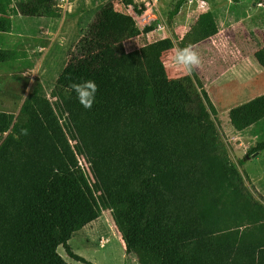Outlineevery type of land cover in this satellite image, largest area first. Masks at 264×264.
Instances as JSON below:
<instances>
[{"label":"trees","instance_id":"1","mask_svg":"<svg viewBox=\"0 0 264 264\" xmlns=\"http://www.w3.org/2000/svg\"><path fill=\"white\" fill-rule=\"evenodd\" d=\"M3 1L15 15L61 16L58 0ZM186 1L175 0L168 25ZM11 30V16L1 14L0 33ZM151 30L106 3L52 100L36 83L19 114L0 111V264H70L59 246L90 264L68 241L97 218L98 203L114 207L125 252L138 264H264V197L231 161L195 70L169 80L161 59L217 34L215 15L204 9L182 37L126 50V40ZM10 57L0 49V62ZM86 79L98 86L91 109L65 91ZM228 117L236 131L260 121L264 92L230 107ZM263 149L258 141L247 155Z\"/></svg>","mask_w":264,"mask_h":264},{"label":"rangeland","instance_id":"2","mask_svg":"<svg viewBox=\"0 0 264 264\" xmlns=\"http://www.w3.org/2000/svg\"><path fill=\"white\" fill-rule=\"evenodd\" d=\"M99 2L78 0L65 16L61 9L60 17L30 18L11 13V5L6 6L0 0V15L8 14L12 19L11 32L0 33V49L11 53L7 61L0 62V111L19 114L22 101L36 83L41 84L46 96L52 100L49 92L58 75L107 2L122 12H131L140 28L151 25L159 37L171 35L173 23L167 24V14L175 0H158L157 6L144 9L141 14L135 13L132 6L126 7L124 0L95 4ZM204 9L214 13L221 34L194 47L201 60L195 73L217 109L222 141L231 161L242 173L245 171L248 187L253 185L255 194L264 197V149L248 156L243 166L238 163V158L247 155L258 141L264 140V118L244 131H236L228 117L230 107L264 92V2L221 0L203 7L200 0H194L184 4L175 16L177 33H173L172 38L187 30ZM148 34H140L143 41L133 48L155 40L154 35ZM143 35L151 38L144 40ZM111 208L114 207L110 203H98L97 218L83 231L81 238H72L71 245L90 264H138L134 254L125 257L123 241L118 234L122 229L115 209ZM57 250L70 264H88L71 258L62 246Z\"/></svg>","mask_w":264,"mask_h":264},{"label":"clouds","instance_id":"3","mask_svg":"<svg viewBox=\"0 0 264 264\" xmlns=\"http://www.w3.org/2000/svg\"><path fill=\"white\" fill-rule=\"evenodd\" d=\"M87 2V0H86ZM174 62L186 72L191 73L201 63L200 55L191 45L180 48L176 51ZM98 86L93 79H86L79 82H73L65 89L70 96L75 92L78 102L85 108L91 109ZM22 134H27L26 129H22Z\"/></svg>","mask_w":264,"mask_h":264},{"label":"built area","instance_id":"4","mask_svg":"<svg viewBox=\"0 0 264 264\" xmlns=\"http://www.w3.org/2000/svg\"><path fill=\"white\" fill-rule=\"evenodd\" d=\"M77 1L78 0H58L57 5L60 8V10L62 9L64 11V16H65L66 13H67V10L70 9L72 4H76ZM84 1H85V3L90 2V0H87V2H86V0H84ZM106 1L107 0H100L99 3H95V4H104V3H106ZM193 1L194 0H187L186 3L188 2V3L191 4ZM200 1H201V6L204 7V6L207 5V3L205 1H203V0H200ZM215 1H221V0H215ZM227 1H232V0H227ZM107 3H109V2H107ZM132 3L138 4L139 6H143L144 9L147 10L149 7L152 9L153 7L157 6L158 5V0H132ZM132 3H130L128 5H125V4L124 5L126 7H130V6H132L131 5ZM130 8L133 10V7H130ZM87 9L88 8L82 10L81 12H83V11H85ZM75 10H76V8L73 11H75ZM143 11H142V13H143ZM81 12H79V13H81ZM161 59H162L163 66H164V69L166 71V74H167V77H168L169 80H174V79L180 78L181 76L186 74V71L184 72V69L179 67L174 62V55L171 54L169 52V50L166 53L163 54Z\"/></svg>","mask_w":264,"mask_h":264},{"label":"crops","instance_id":"5","mask_svg":"<svg viewBox=\"0 0 264 264\" xmlns=\"http://www.w3.org/2000/svg\"><path fill=\"white\" fill-rule=\"evenodd\" d=\"M228 2H232V1H228ZM207 3V2H206ZM211 3H217V1H213V2H211ZM185 4H190V3H186L185 2ZM5 5L6 6H10V4H8V3H6L5 2ZM127 11V10H126ZM9 12H10V10H9ZM129 14H131L132 16H133V14L130 12ZM50 18V17H49ZM216 18V17H215ZM148 20V19H147ZM147 20H145V21H147ZM217 20V19H216ZM176 20L174 19V21H173V24H172V30H170L171 31V35L170 36H163V37H159V35H158V33L156 32V31H153V30H151V31H149V32H147L146 34H148V33H155V34H157V35H155V34H148L147 36H153V38H155V40H157V39H160V38H164V37H173V33H177V30H176ZM218 22V21H217ZM148 23H151V21H148ZM219 24V23H218ZM153 29H154V27H153ZM187 30H185V31H183L180 35H177V37L178 36H180V37H182L183 36V34L186 32ZM141 34H144V33H141ZM221 34V29H220V27H219V32L217 33V34H215V35H213V37L214 36H219ZM141 35H138V36H136V37H134V38H131V39H128V40H126L125 42H124V45H125V48H126V50L128 51V49H130V51L131 50H133V49H135V48H137V47H135V48H133L134 46H137L141 41H143V40H140L141 39V37H140ZM147 36H145V35H143L142 37H146L144 40H146V39H149V38H151V37H147ZM179 37V38H180ZM157 38V39H156ZM209 38H212V36L211 37H209ZM155 40H153V41H155ZM206 40V39H205ZM204 40V41H205ZM129 42H132V43H130L129 45H127ZM152 42V41H151ZM201 42H203V41H201ZM201 42H199V43H197V44H195V45H193V47H196L198 44H200ZM150 43V42H149ZM147 44V43H146ZM143 45H145V44H143ZM142 46V45H141ZM138 47H140V46H138ZM133 48V49H132ZM179 48L177 47V46H175V48H173V49H171V50H169V52L171 53V54H173L174 56H175V53H176V51L178 50ZM195 71H197V68H195ZM187 73V72H186ZM197 73V72H196ZM2 112H5V111H2ZM10 113H12V112H10ZM113 207V206H112ZM112 210H114V208H111ZM94 221V220H93ZM92 221V222H93ZM92 222H90V223H88L87 225H85L83 228H81L80 230H78V231H75L73 234H72V236H71V238L69 239V241H68V243H69V245H70V247H71V249L74 251V252H76L74 249H73V247H72V245H71V241H72V238L75 236V237H77L78 239L79 238H81L82 236H83V231L87 228V227H89L90 225H91V223ZM121 227V226H120ZM116 230V229H115ZM118 234L119 235H121V239H122V231H119L118 232ZM103 242H104V240H102ZM124 245V244H123ZM58 249V248H57ZM58 251V250H57ZM124 251H125V249H124ZM77 253V252H76ZM126 253V252H125ZM78 254V253H77ZM128 254L126 253V255H125V257L127 256ZM85 258V257H84Z\"/></svg>","mask_w":264,"mask_h":264},{"label":"water","instance_id":"6","mask_svg":"<svg viewBox=\"0 0 264 264\" xmlns=\"http://www.w3.org/2000/svg\"><path fill=\"white\" fill-rule=\"evenodd\" d=\"M256 153H258V152H255L254 155H255ZM248 156H249V155H246V157H248Z\"/></svg>","mask_w":264,"mask_h":264}]
</instances>
